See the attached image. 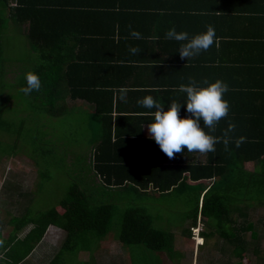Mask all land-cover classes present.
<instances>
[{
    "label": "trees",
    "instance_id": "trees-1",
    "mask_svg": "<svg viewBox=\"0 0 264 264\" xmlns=\"http://www.w3.org/2000/svg\"><path fill=\"white\" fill-rule=\"evenodd\" d=\"M153 1L0 0V64H8L0 73V159L26 156L41 179L47 177L41 167L58 165L70 180L55 207L34 212L27 205L20 215L0 216V264H26L51 226L66 237L47 264H65L67 254L79 253L81 264H93L120 204L125 210L118 243L136 247L146 264L164 255L175 260L182 254L175 248L174 232L155 226L170 208L158 216L149 208L150 202L172 196L189 206L184 214L191 223L183 229L184 240L193 241L192 231L202 223L199 247L218 235L234 245L235 264H251L250 256L264 264V219L260 227L250 217L252 210L264 207V0ZM10 23L25 35L30 60L2 59V33ZM207 25L215 28L217 37L207 51L159 66L161 77L132 90L131 77L147 71L150 60L142 50L147 44L136 46V54H113L125 50L122 38L131 30L155 33L158 48L171 52L180 42L165 39L167 30L174 26L191 36L206 31ZM117 26L123 27L119 43ZM29 71L38 74L41 88L25 94L21 89ZM217 79L228 85L223 98L229 113L211 133L219 139L215 151L185 150L169 158L154 140L144 137L143 127L154 109L142 107L138 100L151 95L165 105L173 100L184 103L181 85L195 81L203 86ZM122 91L136 102L131 112L115 102ZM16 92L23 105L14 109L16 120H10L3 104L16 99ZM75 113L83 118L78 120L83 138L72 141L71 132H51L52 122ZM229 124L235 127L227 132ZM241 136L245 140L237 147Z\"/></svg>",
    "mask_w": 264,
    "mask_h": 264
},
{
    "label": "rangeland",
    "instance_id": "rangeland-1",
    "mask_svg": "<svg viewBox=\"0 0 264 264\" xmlns=\"http://www.w3.org/2000/svg\"><path fill=\"white\" fill-rule=\"evenodd\" d=\"M2 42V59L4 61L5 59L9 61L21 58L30 60L32 58L28 41L25 35L21 33L18 26L10 23L2 33ZM6 64L7 63L0 64V73L1 70L8 69L6 68L8 64ZM3 78L5 79V76H3ZM0 81H2V77H0ZM16 93V99L13 98L10 102L8 100L3 104L7 114L5 117L10 120H16L13 115L14 109H16L20 103L21 107L23 105L18 92ZM79 104H82V102ZM0 108H2L1 104ZM80 113L83 114V112ZM78 114L75 113L67 116V118L60 123L53 124L52 122L50 126L52 129L51 132L54 134L55 132L53 131L55 130H60V132L66 130L71 132L72 141L80 140L84 135L79 130L80 125L78 120H83V118ZM48 127L47 125L46 130H48ZM246 167L250 170L253 169L251 164H247ZM41 168L39 170L43 171L46 174L45 176H47L45 179H41V177L38 178L36 167L26 156L5 155L0 159V216L2 218H9L10 214L20 215L21 211H23V206L27 205L31 206L34 212L48 210L55 207L64 197L70 185L69 177L66 175V172L63 171L64 168L61 166L58 167V165H53L52 167L44 166ZM17 186L20 187V191H16ZM19 192L34 195H29L30 197L24 198L18 196ZM150 204L151 206L149 208L154 216H158L161 211H166V208H170L166 211V216L164 214L165 218L163 220H156L155 226L159 229L171 228L175 235V248L182 254L175 258V260H170L164 255L161 260L155 259L154 262L152 260V264H192L193 262V264L196 262L198 264H210V262L216 264L214 258L217 255H227L226 250L220 253L221 247L229 249L230 245L226 242L221 245L223 240L219 239L218 235L208 240L204 247H198V245L203 242L200 236H198V233L200 234V231L205 229V225L202 223H200L197 228L193 229V241H191V239H189L190 241L184 240L182 235L183 229L189 227L191 223V220H187V216L184 214L189 206L186 208L185 205H180L176 196L169 197V199L165 201H158L157 203L150 202ZM124 210L123 204H120L114 210L110 232L107 238H105L106 241L101 243V249L95 252L93 264H129L130 259L131 262L133 261L132 264H146L145 261H142L141 254L138 253L139 251L136 247H126L116 240ZM168 217H170V221H168ZM250 217L255 224H258L257 226L261 227L262 220L264 219V207H257L252 210ZM30 228L31 226L27 227L24 230V234L28 232ZM213 229L215 230V228ZM206 230L207 233L210 232L208 227H206ZM65 237V232L57 227L53 226L49 228L43 241L28 258L26 264H47L59 251ZM216 238H218V240H216ZM195 250L196 253L194 254ZM82 254L83 253H79L77 256H73V254L69 256V254H67L65 256V264H81V262H83ZM151 254L154 253H148V255ZM195 255L196 258H194ZM257 264H263V262H258Z\"/></svg>",
    "mask_w": 264,
    "mask_h": 264
},
{
    "label": "clouds",
    "instance_id": "clouds-1",
    "mask_svg": "<svg viewBox=\"0 0 264 264\" xmlns=\"http://www.w3.org/2000/svg\"><path fill=\"white\" fill-rule=\"evenodd\" d=\"M130 35L136 39L142 38L141 33L136 30H131ZM165 39L180 42L179 56L181 59H186L207 51L217 37L212 25H207L206 31L191 36L187 31L178 32L173 26L165 32ZM129 51L136 54L139 49L131 47ZM25 80L26 86L21 89L25 94L41 88L38 74L29 71L25 74ZM181 91L186 94L184 103L173 100L165 105L151 95L137 101L146 109H154L153 118L147 125L149 138L154 140L169 158H172L174 153L185 150L199 153L215 151V144L219 142V139L211 133L221 118L229 113V103L223 98L228 91L227 83L217 79L214 82L205 81L202 86L195 81H190L187 85H181ZM125 95L126 93L122 91L121 100H124ZM182 105L186 106L185 115L180 114ZM234 127V124H229L227 132L232 131ZM244 140L245 137H239L235 141L237 147ZM198 236H200L199 233Z\"/></svg>",
    "mask_w": 264,
    "mask_h": 264
},
{
    "label": "crops",
    "instance_id": "crops-1",
    "mask_svg": "<svg viewBox=\"0 0 264 264\" xmlns=\"http://www.w3.org/2000/svg\"><path fill=\"white\" fill-rule=\"evenodd\" d=\"M102 1H105L106 2L107 0H102ZM153 4L155 5V0L153 1ZM122 28L123 27H121V26H117L116 27V29H117V33L116 34L117 35L115 37H116V40L118 41V43L120 41L119 31L118 30L119 29H122ZM124 29L125 30H128V29H130V27L124 26ZM125 35H126V33H125ZM157 39L158 38H157V35L155 33H153L152 36H147L146 34L143 33L141 39H136V38H134L132 36L130 37V35H128V36H125V37L122 38L123 46H125V50L126 51L125 50L124 51H121V52L120 51H117L116 53L115 52L113 53L115 56H117L119 58H121V55L120 54H122L123 57H125V55H128L129 56V55L132 54L129 51V49L131 47H136L138 45H140V46H146V44H147V46H148L147 47V50H144V49H142V50L145 52L144 56L147 59L150 60V63H149V66H148L149 68H148L147 71L139 72V75H134V76L131 77V79H130L129 82H130V85H131L130 87L134 86V89H132V90H135V88H136L135 86L137 84L140 85L139 87H142L143 88V86H148L155 77H161L163 73L161 72L160 69H158L159 66L168 67L169 64H170L169 62H171L173 59H176V58L177 59L178 58L181 59L180 56H179V53H178V50L177 49H175L176 51L175 50H171V52H167V51H163L160 48H158L157 44H155V41ZM133 84H135V85H133ZM128 91H130V90L128 89ZM115 102H117L118 105H120L119 108H123L124 107V109H125L124 111L127 110V112H131V110L133 109V107L135 106V103H136V102H132V99H130L127 95H125L124 100H121V94L118 95V96L116 94V96H115ZM143 135H144V137L149 138V135H148V132H147V125H144V127H143ZM51 227H53V226H51ZM250 232L247 233V240H248L249 244H251V242H250L251 241V236H250L251 234H250ZM263 242H264V239H262V242H260V249L264 253ZM202 243H200L198 245V247ZM222 244H224V242H221V245ZM233 249H234V245H230L229 246V249H224V248L221 247L220 253L223 252L224 250H226L227 255L226 256L223 255L225 257V259H224V257L222 255H219V256L217 255L214 258V260L216 261V264H235L236 261H237V259H236V256H235L234 252H232ZM195 253H196V250H195L194 254ZM250 257H252L251 258V264H253V263H256L257 264L258 263L256 257H254V256H250ZM194 258H196V255H195ZM193 261H194V259H193ZM195 264H198V263L196 262Z\"/></svg>",
    "mask_w": 264,
    "mask_h": 264
}]
</instances>
